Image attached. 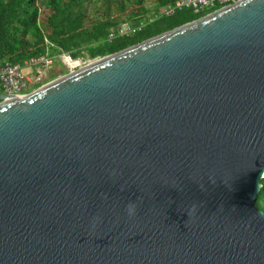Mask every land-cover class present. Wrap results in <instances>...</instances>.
Segmentation results:
<instances>
[{
    "label": "water",
    "instance_id": "obj_1",
    "mask_svg": "<svg viewBox=\"0 0 264 264\" xmlns=\"http://www.w3.org/2000/svg\"><path fill=\"white\" fill-rule=\"evenodd\" d=\"M263 178L264 0H238L0 93V264H264Z\"/></svg>",
    "mask_w": 264,
    "mask_h": 264
},
{
    "label": "trees",
    "instance_id": "obj_2",
    "mask_svg": "<svg viewBox=\"0 0 264 264\" xmlns=\"http://www.w3.org/2000/svg\"><path fill=\"white\" fill-rule=\"evenodd\" d=\"M0 0V61L23 64L42 54L90 58L114 53L197 19L214 9L194 12L191 7L175 9L171 15L156 14L176 0ZM45 18L40 21L41 12ZM150 15L139 31L107 40L110 29L123 21L136 22ZM85 51V52H84ZM256 206L264 211V178Z\"/></svg>",
    "mask_w": 264,
    "mask_h": 264
},
{
    "label": "built area",
    "instance_id": "obj_3",
    "mask_svg": "<svg viewBox=\"0 0 264 264\" xmlns=\"http://www.w3.org/2000/svg\"><path fill=\"white\" fill-rule=\"evenodd\" d=\"M236 1L238 0H176L174 4L160 7L156 14L168 16L175 9H180L183 6L191 7L194 12L198 13L207 9L215 8L214 10H216ZM151 19L150 15H146L136 22L123 21L110 29L106 38L111 41L118 37L130 36L139 31ZM56 57L67 65L70 71L89 63L84 64L81 59L73 58L65 52H61L58 56L42 54L24 61L23 64L0 61V93L4 94L6 98L21 96L44 84L49 80L47 71L53 65Z\"/></svg>",
    "mask_w": 264,
    "mask_h": 264
},
{
    "label": "rangeland",
    "instance_id": "obj_4",
    "mask_svg": "<svg viewBox=\"0 0 264 264\" xmlns=\"http://www.w3.org/2000/svg\"><path fill=\"white\" fill-rule=\"evenodd\" d=\"M145 5H146L147 8H150V6H152L153 3H152V1L149 0V1L146 2ZM44 18H45V12L42 11L40 13L39 19H40V21H43ZM78 58L81 59V61L84 64H86L88 62L93 61L94 59H96L98 57L90 58L88 55H84L83 57H78ZM69 71H70V69L68 68V66L65 65L64 63H62L61 60L58 57H56L53 65L47 71V76H48L49 80H47L46 82H48V81H50V80H52L54 78H57V77L65 74V73H67Z\"/></svg>",
    "mask_w": 264,
    "mask_h": 264
},
{
    "label": "clouds",
    "instance_id": "obj_5",
    "mask_svg": "<svg viewBox=\"0 0 264 264\" xmlns=\"http://www.w3.org/2000/svg\"><path fill=\"white\" fill-rule=\"evenodd\" d=\"M128 210H129V213L131 214L134 211V206L133 205H129Z\"/></svg>",
    "mask_w": 264,
    "mask_h": 264
}]
</instances>
